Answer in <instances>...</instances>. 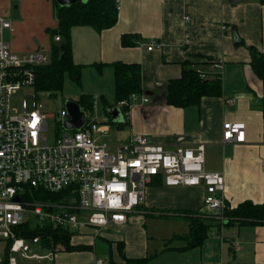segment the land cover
Wrapping results in <instances>:
<instances>
[{
  "label": "crops",
  "instance_id": "0c3cea01",
  "mask_svg": "<svg viewBox=\"0 0 264 264\" xmlns=\"http://www.w3.org/2000/svg\"><path fill=\"white\" fill-rule=\"evenodd\" d=\"M58 6L57 0H0V14L13 26V31L4 32L11 50L50 55L54 43L50 32L59 27ZM126 34L138 35L137 45L123 47ZM71 36L74 60L85 66L82 79L89 76L95 83L85 88L107 108L105 125L96 120L100 130L94 136L99 143L121 144L133 135H145L170 151L204 144L205 169L224 175L227 210L246 202L264 204V77L254 72L250 54L255 48L264 55V0H119L115 27L100 32L76 26ZM151 43L163 46L149 51ZM116 62L142 67V92L135 93L137 102L133 94L125 100L127 107L109 102L106 95L113 87L110 95L116 101L112 66ZM98 64L103 67L98 69ZM184 67L204 73L207 79L219 73L221 95L204 97L200 105H169L167 84L182 77ZM145 98L150 102L145 103ZM236 121L246 124L244 142L224 143V124ZM205 195L203 186L169 187L159 177L127 223L77 231L71 245L87 250L27 241L29 256L40 258L21 254V264H97L98 260L121 264L124 257L147 259L146 264H264V223L222 222L207 213ZM198 217L209 225L208 236L200 246L188 248L191 224ZM147 218L182 222L183 228L165 234L149 228L147 234Z\"/></svg>",
  "mask_w": 264,
  "mask_h": 264
},
{
  "label": "built area",
  "instance_id": "2783aa9c",
  "mask_svg": "<svg viewBox=\"0 0 264 264\" xmlns=\"http://www.w3.org/2000/svg\"><path fill=\"white\" fill-rule=\"evenodd\" d=\"M185 20L189 22L190 17ZM6 30L13 31L12 23L0 14V241L10 242L11 252L40 258L38 254L29 256L28 242L18 233L25 224L26 212L74 231L122 225L145 203L149 185L159 177L169 187L203 186L207 213L222 222L227 220L224 175L205 169L204 144L170 151L150 142L145 135H133L121 144L99 143L94 134L100 128L94 120H88L80 131L64 129L66 108L59 117L63 131L56 132L50 143L46 136L48 115L38 106L37 94L27 97L20 110L12 106L14 95L22 88H35L36 69L49 64L50 55L40 51L27 55L13 52L4 39ZM56 41L60 38L56 37ZM154 46L163 44L151 43L148 50ZM199 74L206 78L204 73ZM131 97L139 100L136 94ZM143 101L150 102L148 98ZM127 106L128 101L119 104L120 108ZM245 130L244 122H226L224 143L244 142ZM29 189L66 191L68 195L58 202L39 201L31 192L34 199L26 203L24 196ZM33 243L39 244L40 238ZM2 261L0 253V264ZM10 264H16L15 259L10 258ZM97 264L106 262L98 260Z\"/></svg>",
  "mask_w": 264,
  "mask_h": 264
},
{
  "label": "trees",
  "instance_id": "16d2710c",
  "mask_svg": "<svg viewBox=\"0 0 264 264\" xmlns=\"http://www.w3.org/2000/svg\"><path fill=\"white\" fill-rule=\"evenodd\" d=\"M57 17L59 20L58 29L50 32L53 38V45L50 51V62L47 65L36 69V93L62 92L66 77L69 76L77 85L82 86V74L84 65L75 62L72 48V28L76 26H89L100 32L115 27L119 21V5L116 0H87L85 3L69 7L58 6ZM60 41L56 42L55 38ZM138 35H123L121 44L123 47L137 45ZM252 67L259 77H264V55L251 48ZM98 69L102 64L96 65ZM115 78V98L116 102L129 100L130 96L142 92V67L139 64H126L116 62L112 64ZM221 78L216 74L214 78H202L196 69H186L184 67L182 77L172 80L167 84V103L181 108L190 105H200L204 97H218L221 95ZM81 107L93 115L94 97L90 94L81 95L77 101ZM31 192L36 200L58 202L64 199L68 192L51 193L41 190L29 189L24 196V200L32 198ZM226 221L239 220L241 222L264 223V204L254 205L251 202L242 204L235 210L225 212ZM191 224L190 233L187 237V247L200 246L208 236L209 225L200 217L195 218ZM20 237L32 242L36 237L40 238L41 246L57 247L64 246L70 251L87 250L88 247L72 246L71 239L77 231L48 224L45 226L31 227L24 224L18 229ZM11 243L8 242L3 254L1 264H9V253ZM121 247V244H120ZM90 248V247H89ZM122 251V250H121ZM147 259H127L124 257L121 264H146Z\"/></svg>",
  "mask_w": 264,
  "mask_h": 264
},
{
  "label": "rangeland",
  "instance_id": "374dc122",
  "mask_svg": "<svg viewBox=\"0 0 264 264\" xmlns=\"http://www.w3.org/2000/svg\"><path fill=\"white\" fill-rule=\"evenodd\" d=\"M94 73V72H93ZM82 82L84 84L83 86L77 85L69 76L66 77L65 85L62 90V92L55 93L56 95H50L49 93H36L35 89L32 87H25L22 88L18 93H16L12 99V106L14 109L20 110L22 107V102L27 98V97H32L35 96L38 100V106L40 107L41 111L44 114L48 115L47 122H48V127L49 130L46 133V136L49 140L50 143L54 142L55 137H56V132L63 131V124L59 121L60 117V112L62 111L63 108L66 106V102L69 100L73 101H78L81 95L89 94L90 92L88 91L89 85L95 84L93 79L91 77H86L82 79ZM104 84V83H103ZM86 86V88H85ZM106 90L109 89L108 86L104 87ZM113 87H111V91H107L106 95H109L108 97L109 102L114 103V94L110 95L112 92ZM106 92V91H105ZM104 95V93H103ZM102 97V94L100 95V98ZM97 99V98H96ZM29 104H32V99H28ZM101 99H98L94 103L98 102L97 104V109H96V104H95V113L92 115L91 113L89 114V120L92 121H100L102 123L101 125H105V122H107L108 119V113H107V108H105V104L101 102ZM111 128L113 131H115L113 124H110ZM102 140V139H101ZM102 141H109L108 139H104ZM101 141V142H102ZM111 142V141H110ZM26 203H31V199L27 197L25 200ZM31 208V207H30ZM158 221H167L165 219H157V220H152L148 219L144 223V230H146L148 234L149 228L151 230L158 232L159 234H165V233H173V232H179L181 228H183V223L182 222H176L173 224V222H158ZM170 221H177V219H172ZM47 221H42L39 217H37L33 213L26 212L25 213V224H29L31 227L35 228L37 226H45L47 225ZM173 225H176L177 227H172ZM150 231V230H149ZM151 233V231H150ZM8 242L0 241V253L3 256L4 251H5V245H7ZM32 245V244H31ZM34 245H32L33 247ZM34 248V247H33ZM41 255L47 254V251H43L38 249L37 250ZM11 253V251H10ZM17 260L18 264H21V252L16 253L14 252L12 254V257Z\"/></svg>",
  "mask_w": 264,
  "mask_h": 264
},
{
  "label": "water",
  "instance_id": "95a60500",
  "mask_svg": "<svg viewBox=\"0 0 264 264\" xmlns=\"http://www.w3.org/2000/svg\"><path fill=\"white\" fill-rule=\"evenodd\" d=\"M87 0H57L59 6L69 7L77 4L85 3ZM65 108L68 112V119L64 122V129L67 131H80L88 121V113L81 107L77 101L69 100L66 102ZM16 201H21L20 197H16Z\"/></svg>",
  "mask_w": 264,
  "mask_h": 264
}]
</instances>
